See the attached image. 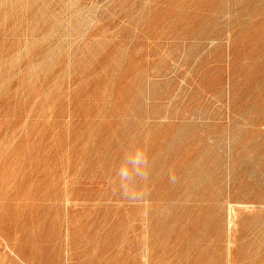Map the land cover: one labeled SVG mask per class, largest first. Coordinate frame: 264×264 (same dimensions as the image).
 Returning a JSON list of instances; mask_svg holds the SVG:
<instances>
[{
    "label": "rangeland",
    "instance_id": "rangeland-1",
    "mask_svg": "<svg viewBox=\"0 0 264 264\" xmlns=\"http://www.w3.org/2000/svg\"><path fill=\"white\" fill-rule=\"evenodd\" d=\"M0 264H264V0H0Z\"/></svg>",
    "mask_w": 264,
    "mask_h": 264
},
{
    "label": "clouds",
    "instance_id": "clouds-1",
    "mask_svg": "<svg viewBox=\"0 0 264 264\" xmlns=\"http://www.w3.org/2000/svg\"><path fill=\"white\" fill-rule=\"evenodd\" d=\"M149 169L150 161L144 146L133 145L124 152L111 178L122 199L133 204L145 202Z\"/></svg>",
    "mask_w": 264,
    "mask_h": 264
}]
</instances>
